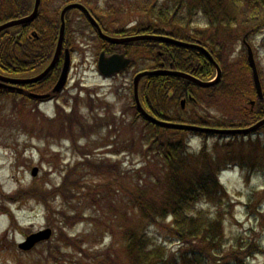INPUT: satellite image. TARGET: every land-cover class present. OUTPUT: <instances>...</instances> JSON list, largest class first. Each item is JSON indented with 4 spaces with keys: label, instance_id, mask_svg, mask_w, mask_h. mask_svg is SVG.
Here are the masks:
<instances>
[{
    "label": "trees",
    "instance_id": "1",
    "mask_svg": "<svg viewBox=\"0 0 264 264\" xmlns=\"http://www.w3.org/2000/svg\"><path fill=\"white\" fill-rule=\"evenodd\" d=\"M24 1L30 8L25 6L19 16L27 15L34 2ZM71 2L86 6L101 27L112 34L173 37L187 44H200L212 52L222 69V77L210 87L204 88L173 75L142 79L141 102L158 118L230 130L250 126L264 118V100L256 96L247 57L245 54L234 57L235 44L243 46L244 40L262 33L264 36V0H65V4ZM60 12L61 8L50 16L52 25L48 31H40L42 39L49 42V48H36L31 58L25 56L27 64L34 62L36 67L51 60L58 38ZM40 17L44 23L43 12ZM131 17L136 18L135 25L127 33L126 26L121 24L127 22L128 25L132 22ZM109 48L126 49L124 51L132 57L131 68L136 66L137 59L147 63L150 56L153 64L143 69H158L164 62L167 68L205 80L215 75L214 66L193 47L146 39L111 44ZM26 53L31 51L27 49ZM0 55L3 64L12 65L8 53L2 51ZM58 70L56 68L48 75L51 80L57 77ZM189 95H193L197 102L191 101ZM130 97L134 101L133 84ZM183 98L188 99L185 109L180 104ZM252 99L256 100L254 110L249 105ZM78 102L76 99L72 112L58 124L57 137L71 139L79 161L68 167V173L57 188L64 207L68 206L58 213L61 224L56 226L59 232L56 242H45V263L63 264V259L67 258L63 247L84 249L81 239H75L78 242L65 239L64 232L66 228L84 222L94 225V229L102 228V238L111 239L101 252L89 253L94 264H256L254 258L264 255L260 240L245 244L239 237L234 240L237 248L221 250L227 242L225 223L232 216V208L228 191L220 181V174L229 166L243 169L250 164L255 169L264 165V143L250 140V143L240 145L241 152L232 151L228 143L223 145L227 153L218 155L208 150L205 140L208 137L250 138L263 132L264 125L255 132L216 133L162 128L146 121L142 126L144 133L136 137L132 124V128H128L130 139L115 146L114 153L126 151L141 158V166L126 173L116 161L101 158L95 165L89 164L95 161L93 149L80 146L78 141L80 135L91 136L95 126L99 125L83 120L84 116L77 111ZM87 106L88 110L94 109L93 99H89ZM17 111L21 118L28 116L22 110ZM133 118V123L143 120L138 113ZM112 123L108 120L106 124L112 126ZM192 136L202 139L197 153L189 149ZM83 166L91 168L93 172L90 174L96 175L101 182L91 184L87 193L80 192L84 176L77 179L81 172L78 170ZM29 191L35 200H44L41 197L47 194L46 190ZM75 201L78 205L72 206ZM87 205L97 210L94 214L99 216H87L90 215L85 212ZM204 205L206 208H202ZM161 236L177 242V247L162 242ZM84 243L89 244V241L84 239Z\"/></svg>",
    "mask_w": 264,
    "mask_h": 264
},
{
    "label": "rangeland",
    "instance_id": "2",
    "mask_svg": "<svg viewBox=\"0 0 264 264\" xmlns=\"http://www.w3.org/2000/svg\"><path fill=\"white\" fill-rule=\"evenodd\" d=\"M56 6L57 4L54 8ZM131 20L128 25L127 22H122L121 25L133 28L136 18L131 17ZM86 21L78 12L70 13L68 16L66 27L68 43L65 46L72 51L73 67L67 87L54 97V102L35 104L20 99L19 105L13 107L12 100L0 97V105L3 108L0 109V264H47L44 262L47 255L45 242L28 252L20 250L18 244L31 233L47 228L53 232L49 242H56L59 236L56 229L57 224H61L58 213L65 210L68 204L64 207L62 195L57 188L68 173V167H73L79 160L71 139L65 136L57 137V131L60 128L58 124L64 121V116L70 112L69 106L73 107L77 98L79 101L77 111L84 116L83 120L92 125L96 123L99 125L95 126L91 136L80 135L78 141L80 146L87 145L93 149L92 157L95 161L89 164L95 165L101 158L109 162L116 161L126 173L141 166V158L137 155L126 151H119L121 154L114 153L115 146H119L123 140L130 139L131 133L128 128L132 124L134 127L131 128L136 137H141L144 133L142 126L146 123L145 120L133 123V117L138 112L130 97V87L133 77L147 65L151 66L153 58L148 56L147 63L137 59L136 66L125 73L104 78L98 71L97 60L102 50L108 52L112 49L99 39ZM198 23L202 24V21ZM247 41L254 51L264 90L263 33ZM245 53L241 44H235L234 57ZM90 98L95 103L93 110H88L87 102ZM17 110H22L28 116L21 118ZM94 116L97 119H94ZM113 117L115 119H112ZM108 120L111 124L114 122V125H107ZM43 126L47 127L41 131ZM192 138L189 149L197 153L201 149L202 139L195 136ZM205 140L210 152L223 155L227 153L223 145L228 143L231 144V150L236 152H241L240 145L248 144L250 140H260L264 143V131L246 139L208 137ZM35 168L37 173L33 175ZM255 169L259 172L254 173ZM255 169L251 168L250 164L243 169L233 165L220 174V180L231 198L232 208V216L228 217L225 223L227 242L221 250L237 248L238 246L234 245L237 237L245 244L260 240L264 245V165L256 166ZM78 171L81 172L77 179L84 176L83 184H80L81 193L89 192L93 183L98 185L100 179L90 174L93 172L91 168L83 166ZM31 189L38 192L46 190L47 194L41 197L44 200H35L29 191ZM21 191L24 192L20 195ZM74 203L71 205H78L76 201ZM202 208H206V205ZM96 211L89 205L85 208V212L90 214L87 216H99L94 214ZM94 227L84 222L65 229V239L74 241L81 239L84 249L80 251L63 247L62 251L67 255V258L63 259V264H94L95 260L89 253L101 252L111 241L110 237L102 238V228ZM163 236L160 237L162 242L165 241L164 243L172 248L177 247V242H170L169 238ZM84 239L89 241V244H85ZM254 263L264 264V255L254 258Z\"/></svg>",
    "mask_w": 264,
    "mask_h": 264
},
{
    "label": "flooded vegetation",
    "instance_id": "3",
    "mask_svg": "<svg viewBox=\"0 0 264 264\" xmlns=\"http://www.w3.org/2000/svg\"><path fill=\"white\" fill-rule=\"evenodd\" d=\"M55 4H57L56 8H54ZM63 4H65V0H41L39 14L34 21L14 26L0 32V53L2 51L8 53L10 55V63L12 64H3V59L0 55V97H5L7 100H12L13 107H17L19 105L20 99L35 104L37 102L43 103L44 101L36 98V96L42 95H49L48 100H51L48 102H54L53 97L55 96L52 95V92L53 88L59 81V72L61 73L65 65L64 51L60 56V60L56 64V68L59 70L58 75L54 80L49 78V74L34 83L20 82V80H29L35 78L49 65L51 60L49 63L43 62V64L35 67L34 62L27 64V61L24 57L28 56L31 58L36 48H49V42L42 39L43 34L40 31L41 29H44L45 31L49 30L50 25H52L50 16L55 14ZM25 6L30 8L29 4L25 3L24 0H4V2L0 0V26L30 15L34 10L35 0L32 4L30 12L27 15L19 16V12ZM41 12H43L45 15L43 18L44 23L40 17ZM27 49L31 51V53L27 54ZM70 78L71 76L69 77L68 81H70ZM190 100L197 102L195 97ZM188 107H190V104ZM0 109H3L1 105Z\"/></svg>",
    "mask_w": 264,
    "mask_h": 264
},
{
    "label": "water",
    "instance_id": "4",
    "mask_svg": "<svg viewBox=\"0 0 264 264\" xmlns=\"http://www.w3.org/2000/svg\"><path fill=\"white\" fill-rule=\"evenodd\" d=\"M39 4H40V0H36L35 9L30 16L23 18V19H20V20H17V21H12V22H9L7 24H4V25L0 26V31H2L3 29H6L8 27L14 26V25L28 23V22L33 21L38 15ZM72 8H78V9L82 10L83 12H85L86 15L88 16L89 20L91 21V23L97 28L99 35L103 39H105L109 42L121 44V43H125V42H133V41L151 39V40L168 42L171 44L185 46V47H193L195 49L200 50L203 54H205L206 57L215 65V67L218 71V75H217L216 79L212 82H204V81L198 80V79L194 78L193 76L186 74V73H182V72H178V71L164 70V69H160L157 71H144V72L139 73L135 77V98H136L137 106H138L139 110L141 111L142 115L145 118H147L150 122L158 124L160 126L174 128V129L203 130V131L216 132V133H241V132L249 133V132H252V131L259 129L260 127H262L264 125V119H262L261 121L257 122L255 125H253L249 128H246V129H238V130L204 129V128H199L197 126H192V125L167 123V122L160 121V120L156 119L155 117L151 116L142 107L140 100H139V96H138V85H139L140 79L142 77L154 76V75H174V76H179V77L189 79V80L193 81L194 83H196L200 86L208 87V86L215 84L220 79L221 69H220L219 65L216 63V61L214 60V58L210 54V52H208L205 48H203L202 46H199V45L187 44V43L175 41V40H172L170 38L163 37V36H154V35H142V36H136V37L123 38V39L109 37L102 32V30H101L100 26L98 25V23L96 22V20L91 16L89 11L81 4H70L63 9L62 14H61L62 26H61V30H60V37L58 40V45L56 48L54 58H53L52 62L50 63V65L47 67V69L41 75L37 76L34 79L20 80V82H25V83L36 82L39 79L46 76L55 67L56 63L59 60V57L61 55L62 48H63V41H64V37H65V19H64L65 13L69 9H72ZM248 54H249L248 62H249L250 66L253 70V79H254V84H255L256 90H257L259 96L263 97L261 81H260L259 74L257 71L256 63H255V60L253 57V52H252V49L250 47L248 50ZM70 61H71L70 53L68 50H66L65 65H64V68L62 70L60 79L54 88L55 92L61 91L63 89L64 85L66 84L68 72H69V68H70ZM130 62H131V60L122 54H113L111 56H106L105 52H102L100 57H99L98 68H99V71L102 75L111 76V75L118 73V72L124 70L125 68H127L129 66ZM36 173H37V169L35 168L33 170V175H36ZM51 235H52V230L49 228L45 229V230H40L36 233H32L29 236H27L26 239L19 244V247L25 251L31 250L36 244L50 239Z\"/></svg>",
    "mask_w": 264,
    "mask_h": 264
},
{
    "label": "bare ground",
    "instance_id": "5",
    "mask_svg": "<svg viewBox=\"0 0 264 264\" xmlns=\"http://www.w3.org/2000/svg\"><path fill=\"white\" fill-rule=\"evenodd\" d=\"M131 30H133L132 27H130V28H126V32H127V33H130ZM102 32H103V33H106V34H110V32H109L108 30L106 31V30L103 29ZM144 35H146V34H144ZM128 36H129V37H136L137 35H136V34H133V35H128ZM170 39L175 40V41H179V40H177V39H175V38H173V37H170ZM160 66L166 67V65H165L164 62H161ZM166 68H167V67H166ZM178 72H180V71H178ZM190 75L193 76L192 74H190ZM193 77L196 78V79H198V80H201V81L204 80V79L201 78V77H197V76H193ZM201 87H204V86H201ZM208 87H209V86H208ZM204 88H207V87H204ZM254 108H255V106H254V107H251V110H254Z\"/></svg>",
    "mask_w": 264,
    "mask_h": 264
}]
</instances>
